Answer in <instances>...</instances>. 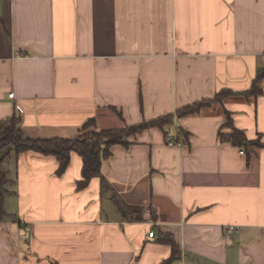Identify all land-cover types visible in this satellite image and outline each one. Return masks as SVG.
Listing matches in <instances>:
<instances>
[{
    "label": "crops",
    "instance_id": "1",
    "mask_svg": "<svg viewBox=\"0 0 264 264\" xmlns=\"http://www.w3.org/2000/svg\"><path fill=\"white\" fill-rule=\"evenodd\" d=\"M263 55L264 0H0V138L16 116L33 139L174 116L84 188L77 153L61 174L54 155L0 156V264H164L168 238L170 264H264V80L176 116L249 91ZM225 111L263 146L222 142Z\"/></svg>",
    "mask_w": 264,
    "mask_h": 264
},
{
    "label": "trees",
    "instance_id": "2",
    "mask_svg": "<svg viewBox=\"0 0 264 264\" xmlns=\"http://www.w3.org/2000/svg\"><path fill=\"white\" fill-rule=\"evenodd\" d=\"M263 80L264 69L259 71L249 91L238 93L230 89H223L213 98L199 100L179 109L176 116L189 117L197 115L203 109L222 105L224 101L237 95L258 97L262 93L261 83ZM225 116L224 127L230 128L231 132L223 133L222 130L220 131L219 135L222 142H230L238 147H245L247 150L254 146H263L260 141H250L242 130L234 126L230 112L225 111ZM173 118V115L162 116L154 120L113 129H99L96 121L91 119L84 125L81 134L75 138L33 139L23 133L20 128L21 117L16 116L10 120V125L0 138V156L2 160H5L12 152L18 155L27 151L54 155L60 162L58 173L61 174L71 163L72 154L77 153L83 158V180L79 182V186L84 188L92 178L101 176L102 163L111 155V150L115 145H128L129 137L143 130L156 126L161 128L170 126L173 123ZM8 181L6 172L0 168V219H3L6 215L4 204L7 190L5 185ZM167 241L173 246V256L164 264H170L173 259L180 255L173 238H168Z\"/></svg>",
    "mask_w": 264,
    "mask_h": 264
},
{
    "label": "built area",
    "instance_id": "3",
    "mask_svg": "<svg viewBox=\"0 0 264 264\" xmlns=\"http://www.w3.org/2000/svg\"><path fill=\"white\" fill-rule=\"evenodd\" d=\"M262 59L264 61V55H263ZM11 95L13 96L14 94H11ZM168 145H171V146H174V145L180 146L181 143L179 141H177L176 138H169L168 139ZM226 230L229 233H232L234 231V227H227ZM154 234H155V231H151L150 232V237H154Z\"/></svg>",
    "mask_w": 264,
    "mask_h": 264
},
{
    "label": "rangeland",
    "instance_id": "4",
    "mask_svg": "<svg viewBox=\"0 0 264 264\" xmlns=\"http://www.w3.org/2000/svg\"><path fill=\"white\" fill-rule=\"evenodd\" d=\"M5 163H6V162H5ZM2 164H3V163H2ZM2 164H0V167H1V169H4V167H3ZM8 187H9V186H7L6 189H8ZM8 210H9V207H8ZM9 211H10V210H9ZM5 212L7 213V210H6V209H5ZM11 218H12V217H11ZM10 220H11V219H10Z\"/></svg>",
    "mask_w": 264,
    "mask_h": 264
}]
</instances>
